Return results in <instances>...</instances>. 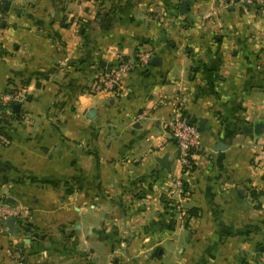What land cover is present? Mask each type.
<instances>
[{"label": "crops", "instance_id": "crops-1", "mask_svg": "<svg viewBox=\"0 0 264 264\" xmlns=\"http://www.w3.org/2000/svg\"><path fill=\"white\" fill-rule=\"evenodd\" d=\"M10 1L0 92L23 99L0 116V197L19 214L12 233L0 219V264H89L96 250L135 264H261L264 7ZM141 49L152 58L117 91L93 89ZM178 111L205 119L209 149L188 171L168 127Z\"/></svg>", "mask_w": 264, "mask_h": 264}, {"label": "built area", "instance_id": "built-area-1", "mask_svg": "<svg viewBox=\"0 0 264 264\" xmlns=\"http://www.w3.org/2000/svg\"><path fill=\"white\" fill-rule=\"evenodd\" d=\"M5 0H0V16L2 6ZM227 4L238 3L241 5L264 7V0H220ZM152 54L150 50L141 49L138 51L134 60H124L121 57L118 58L114 66L108 68L106 72L100 74L93 84L95 91L115 92L120 87V80L122 76L127 73L132 67H144L148 65ZM23 99L22 94L13 93L11 91L0 92V116L8 115L12 113L13 104ZM168 123L171 136L175 139L179 149V160L182 168L185 171L191 170L193 167L194 152L202 151L207 152L208 147L202 143L201 132L197 125L192 123L187 117L178 111ZM261 147L264 148V141L261 143ZM19 214L17 208L8 203L4 197H0V219L5 222L7 218L14 216L15 218ZM15 264H27L23 258L15 254ZM261 264H264V256Z\"/></svg>", "mask_w": 264, "mask_h": 264}, {"label": "water", "instance_id": "water-1", "mask_svg": "<svg viewBox=\"0 0 264 264\" xmlns=\"http://www.w3.org/2000/svg\"><path fill=\"white\" fill-rule=\"evenodd\" d=\"M188 3H189L188 0H182V1H181V3H180V12H181V13L186 12V7H187ZM10 5H11V1H10V0H5V1H4L3 8L8 9V8L10 7ZM13 10L16 11V12L19 11V9L16 8V7H14ZM152 62H154V60H152ZM14 107H15V108H16V107L18 108V105H14ZM17 108H16V109H17ZM91 113H93V112H91ZM189 120H190L192 123L196 124L197 127H198V129H199L200 131H202V130L204 129L205 119H203V118H199V119L197 120V117H196V116H189ZM253 131H254V135H255L256 137L261 136L262 134H264V120H256V121L254 122V128H253ZM220 147H221V146H220ZM219 149H222V148H216V150H219ZM167 158H168V155L165 154V155L159 157V158L157 159V161H158L159 164L162 165L164 168L169 169V168H170V162L168 161ZM15 219H16V218H15L14 216H12V217L7 218L6 221H5V224H6V226H8V228H9V232H10V233L13 232Z\"/></svg>", "mask_w": 264, "mask_h": 264}, {"label": "rangeland", "instance_id": "rangeland-1", "mask_svg": "<svg viewBox=\"0 0 264 264\" xmlns=\"http://www.w3.org/2000/svg\"><path fill=\"white\" fill-rule=\"evenodd\" d=\"M95 253L96 255H94L92 259L89 258L92 262L89 264H135L134 261H128L127 257H123L122 251H111L110 255L104 257L97 255L98 250H96Z\"/></svg>", "mask_w": 264, "mask_h": 264}, {"label": "trees", "instance_id": "trees-1", "mask_svg": "<svg viewBox=\"0 0 264 264\" xmlns=\"http://www.w3.org/2000/svg\"><path fill=\"white\" fill-rule=\"evenodd\" d=\"M188 214L190 217L196 216L197 215V209H195V208L189 209Z\"/></svg>", "mask_w": 264, "mask_h": 264}]
</instances>
